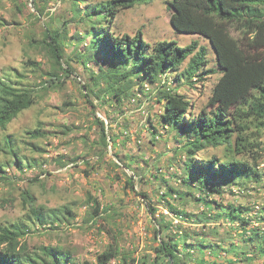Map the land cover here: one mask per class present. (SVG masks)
<instances>
[{
  "label": "trees",
  "instance_id": "obj_1",
  "mask_svg": "<svg viewBox=\"0 0 264 264\" xmlns=\"http://www.w3.org/2000/svg\"><path fill=\"white\" fill-rule=\"evenodd\" d=\"M90 1L69 0L71 19L85 32H77L69 37L68 25L65 24L62 30L45 27L40 40L31 37L30 46L49 62V70L43 73L46 80L37 87L43 91L50 87L61 88L66 79L74 76L78 67L89 70L90 84L85 83L83 89L94 111L93 125L99 128V138L94 143L98 148L97 166L107 164L104 158L111 147L121 165L115 161L109 165L122 171L126 175V185L135 191L134 177L139 168L134 170L132 156L119 151L120 136L111 124L106 125L105 120L98 117L97 110L100 112L101 109L95 105V101L101 106L121 108L126 101L135 98V90H141L143 84L159 83L157 99L163 105L159 125L164 132L172 133L177 142L173 161L181 174L175 178L179 180L180 188L185 189H176L162 179L167 184L163 195L175 196L179 200H185L188 195L194 196L208 210L216 205L221 212L212 216L203 212L193 220L187 212L178 210L170 202L167 203V210L182 221H192L194 224L196 220L197 224L205 225L213 220L218 221L225 214L224 209L229 211L227 215L230 218L240 219V214L248 208L234 205L223 207L213 197L223 196L228 190L246 189L250 183L258 184L264 180V170L260 168L264 160V149L261 147L264 137V0H172L169 3L173 11L170 22L175 31L208 39L216 52L221 77L207 105L200 109L187 96L168 90V80L162 84L161 77L177 73V78L185 79L192 86L204 84L209 75L215 73L207 69L204 47H200L197 42L182 47L176 41H162L152 46L143 40L141 30L135 36L127 33L119 35L114 30L118 16L134 8L138 0ZM32 4L38 12L36 19L40 20L45 13L44 8L38 7L37 0H32ZM17 10L22 13L18 6ZM67 47H73L69 54ZM188 60L187 68L180 74L181 67ZM26 66L40 70V64L32 60ZM26 78L17 71L14 78L7 74L0 78L2 131H6L21 113L37 102L35 89L29 85L22 86ZM103 115L104 119L110 120L106 111ZM150 125L153 136L157 135V129ZM26 134L31 139H41L46 137L47 132L37 128ZM123 135L125 145L130 137ZM6 148L15 156L16 168L22 173L43 166L35 160L29 163L26 157L21 159L13 151L11 139L6 141ZM32 149L34 153L45 152L34 144ZM217 150L222 151V156L215 153ZM23 159L28 165L24 166ZM81 159L78 157L69 161L74 163ZM83 162L90 170L96 168L87 158ZM59 164L65 166L61 159ZM6 165H0V182L12 185ZM123 168L130 170L133 175L128 176ZM84 173L89 176L90 172L84 170ZM117 177L121 179L119 174ZM30 181L40 182L39 176ZM20 195L25 218L0 227V264H206L205 251L214 253L213 245L203 239L193 241L188 231L181 230V225L177 227L178 232L174 233L171 229L172 220L163 214L157 220L155 216L158 210L150 205L151 218L155 219L151 254L135 258L134 252L125 251L117 242L104 249L94 261L79 262L72 247L64 245H46L30 251L26 241L28 236L40 229L57 230L64 224H70L76 216L68 207L59 210L38 207L30 190H22ZM87 198L91 208L86 222L96 226L98 219L109 211L91 193ZM245 242L257 244L254 248L264 255V235L255 232ZM193 249L195 251L191 253ZM242 259L240 261H245ZM255 261L246 259L248 264H255Z\"/></svg>",
  "mask_w": 264,
  "mask_h": 264
},
{
  "label": "rangeland",
  "instance_id": "obj_2",
  "mask_svg": "<svg viewBox=\"0 0 264 264\" xmlns=\"http://www.w3.org/2000/svg\"><path fill=\"white\" fill-rule=\"evenodd\" d=\"M37 1L38 7L44 8L45 11L40 20L36 19L38 12L33 4L29 6L30 0H0V78L6 74L14 78L16 71L22 73L27 77L22 81V86H32L37 94V102L32 108L21 113L6 131L0 130L2 149L0 165L7 164L6 173L12 182V185L0 182V227L20 222L25 218L20 193L27 189L34 195L38 207L45 210L68 207L76 216L70 224H64L57 230L40 229L28 236L26 241L30 251L46 245H64L72 247L79 262L94 261L104 249L117 242L125 251L134 252L135 258L151 254L155 219L151 218L149 205L162 213L167 210V203L170 202L178 210L187 212L193 220L203 213L201 211L203 204H199L194 196L188 195L185 200H179L175 196L163 195L167 190V184L162 179L176 189L181 188L175 178L176 175L167 172L168 166L176 165L173 158L177 142L173 139L172 133L164 132L159 125V117L163 113V105L157 99L159 86L135 105L126 101L118 108L101 106L95 101V105L101 109L100 112L97 110L98 117L103 119V113L106 111L110 115L109 119H113L108 120V124L109 126L111 124L116 134L120 136L119 151L132 156L134 170L139 168L136 170L137 176L134 177L135 191H132L125 183L126 175L109 165L111 161L121 165L114 157V150L111 147L104 158L107 164L97 166L98 148L94 143L99 138V128L93 125L94 111L89 106L83 89L85 83L90 84L89 70L78 67L74 76L66 79L65 85L61 88L50 87L43 91L37 87L46 80L43 73L49 70V62L30 46L31 37L40 40L45 27L50 30H62L65 24L68 25L69 37L77 32H85L71 19L69 0ZM99 1L102 0L90 2ZM171 1L138 0L134 8L125 10L118 16L114 30L119 35L127 33L131 36H135L136 32L141 30L143 40L152 46L162 41H176L182 47L194 42L204 47L207 52V69L215 72L209 75L204 84L192 86L185 79L177 78V73H170L167 83L168 90L187 96L194 101L196 108L200 109L207 105L221 77L216 52L208 39L197 34H182L175 31L170 22L173 14L169 6ZM17 6L22 9V13L17 10ZM72 48L67 47V54ZM29 60L39 63L40 70L28 68L26 63ZM188 62L189 60L183 64L180 74L187 68ZM150 123L158 132H164L158 142H150L154 140V131ZM37 128L47 132L45 138L31 139L26 134L27 131ZM126 130L130 132V141L124 145L122 134ZM8 139L12 140L13 151L21 159L26 157L29 163L35 160L43 166L33 170L27 169L23 173L17 170L15 156L6 148ZM138 141H141V144ZM261 142L264 149V137ZM32 144L44 149L45 152L34 153ZM215 153L222 156L221 150ZM78 157L83 160L87 158L96 168L90 170L82 159L74 163L69 161ZM60 159L61 162H65V166H60ZM23 161L24 166L28 165L26 160ZM260 168L264 170V160ZM84 170L90 172L89 176ZM160 170L163 172L160 173ZM123 172L128 176L133 175L126 168H123ZM117 174L121 179H118ZM35 176H39L42 183L31 182ZM154 176L159 178L155 179ZM89 193L98 198L109 211L106 216L98 219L96 226L86 222L88 210L91 208L87 198ZM195 195L197 196V192ZM213 199L228 208L229 205L248 208L256 201L263 204L264 210V180L258 184L250 183L246 189L240 190V194L228 190L223 196H216ZM212 212L220 213L221 210L213 205L211 210L205 213ZM228 212L226 209L223 210V213ZM194 222L195 224L186 221L181 225V230L188 231L193 241L199 242L203 239L205 242L219 241L227 247L230 245L222 227L213 229L212 221H210L212 225L197 224V220ZM202 233L203 235H200ZM242 246H238L237 250H234L235 253H240ZM226 260L221 262L225 264Z\"/></svg>",
  "mask_w": 264,
  "mask_h": 264
},
{
  "label": "built area",
  "instance_id": "obj_3",
  "mask_svg": "<svg viewBox=\"0 0 264 264\" xmlns=\"http://www.w3.org/2000/svg\"><path fill=\"white\" fill-rule=\"evenodd\" d=\"M32 5V0H30L29 2V6ZM167 80H169V73L163 75V77H161V83L164 84ZM159 83L156 84H151V83H145L143 84V87L141 90L136 89V95L135 98L131 99L130 104L135 105L137 103L141 102V99L144 98L146 95H150L152 94V91L155 87H158ZM141 110L143 109V107L140 108ZM105 120L106 125H108V121L106 119ZM164 132H160L154 136V140L156 142L160 141L162 138V134ZM124 137L128 136L130 137V132L128 130H126L124 132ZM139 144H141V141H138ZM163 171L160 170V173H162ZM167 172L171 175H180L181 174V170L176 166V165H171L168 166V170ZM179 182V180H178ZM234 193L235 194H240V190L234 189ZM203 207L201 208L202 212H206L209 211L204 205H202ZM163 214L167 217H169L172 220V226L171 229L174 233L178 232L177 227L179 225L184 224V222L186 221H182L181 218L173 215L172 213H170L168 210L163 211L162 213H160L159 211L156 213L155 218H160V215ZM212 213H208V216H212ZM216 225H222L223 227L227 228L229 231H231L233 233V235L235 237H241L244 240H247L248 238L252 237L253 233L261 231H264V210H263V204L253 201L249 207L248 210L243 211L242 214H240V219H232L230 218L227 214L223 216L221 222L219 224ZM180 234H182L180 232ZM191 253H194L193 250H190ZM222 256H227V252H222Z\"/></svg>",
  "mask_w": 264,
  "mask_h": 264
},
{
  "label": "crops",
  "instance_id": "obj_4",
  "mask_svg": "<svg viewBox=\"0 0 264 264\" xmlns=\"http://www.w3.org/2000/svg\"><path fill=\"white\" fill-rule=\"evenodd\" d=\"M214 213V212H213ZM226 215V213L224 214ZM223 215V216H224ZM223 218V217H222ZM222 218L218 221L213 220V229H218V227H222L224 229V232L227 234V239L230 241V245L224 246L222 242H207L208 244L213 245L214 253L211 254V250L205 251L204 260L207 262L206 264H211L215 262L216 264H223V260H226L225 264H229V262H233V264L242 263V264H248L246 262V259H256L255 264H258L259 262L264 264V255H262L258 250H256L257 244H251L249 242H245L247 240L242 239L241 237H235L231 231H229L227 228L223 227L222 225H216L219 224L222 220ZM210 223V225H212ZM260 235H264V231H258ZM242 246V251L240 253H235L234 250H237L238 246ZM227 250H233L234 252H227ZM193 251H195L193 249ZM222 252H227V256H222ZM215 254V255H214ZM231 256V258L229 257ZM227 257V258H226ZM243 258V259H242ZM245 261H240V260ZM223 261V262H221Z\"/></svg>",
  "mask_w": 264,
  "mask_h": 264
}]
</instances>
